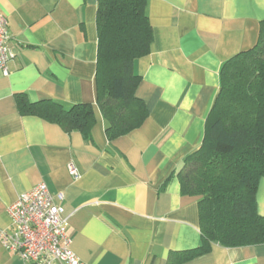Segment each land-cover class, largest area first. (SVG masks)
Returning a JSON list of instances; mask_svg holds the SVG:
<instances>
[{"label":"crops","instance_id":"1","mask_svg":"<svg viewBox=\"0 0 264 264\" xmlns=\"http://www.w3.org/2000/svg\"><path fill=\"white\" fill-rule=\"evenodd\" d=\"M97 9V0H0L16 54L0 73V234L11 228L8 207L45 183L64 196L83 264H167L171 252L201 244L198 198L182 195L176 174L202 144L222 65L256 46L264 0H149L154 42L134 65L149 116L111 142L97 106ZM17 94L91 104L90 138L21 116ZM257 208L264 217V178ZM0 264L32 263L0 242ZM186 264H264V245L214 244Z\"/></svg>","mask_w":264,"mask_h":264},{"label":"trees","instance_id":"2","mask_svg":"<svg viewBox=\"0 0 264 264\" xmlns=\"http://www.w3.org/2000/svg\"><path fill=\"white\" fill-rule=\"evenodd\" d=\"M97 1V106L111 142L141 128L149 116L136 95L141 77L134 65L150 54L154 36L149 0ZM15 99L21 116L40 118L68 134L89 139L96 124L91 104L34 103L25 94ZM176 177L183 196L198 198L201 244L171 252L167 264H186L211 253L214 244L264 245V217L257 208L264 178V21L256 46L222 65L202 144L185 158Z\"/></svg>","mask_w":264,"mask_h":264},{"label":"built area","instance_id":"3","mask_svg":"<svg viewBox=\"0 0 264 264\" xmlns=\"http://www.w3.org/2000/svg\"><path fill=\"white\" fill-rule=\"evenodd\" d=\"M8 20L0 11V73L9 75L8 64L16 54L11 49ZM75 180L81 175L74 164L68 166ZM64 196L54 195L45 183L22 193L8 207L11 228L0 234L2 247L32 264H83L73 250L69 233L70 216Z\"/></svg>","mask_w":264,"mask_h":264}]
</instances>
